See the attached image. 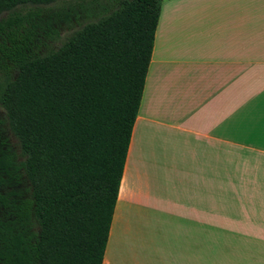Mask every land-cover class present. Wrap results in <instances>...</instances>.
Here are the masks:
<instances>
[{"label": "crops", "instance_id": "crops-1", "mask_svg": "<svg viewBox=\"0 0 264 264\" xmlns=\"http://www.w3.org/2000/svg\"><path fill=\"white\" fill-rule=\"evenodd\" d=\"M103 264H264V0H162Z\"/></svg>", "mask_w": 264, "mask_h": 264}, {"label": "trees", "instance_id": "trees-1", "mask_svg": "<svg viewBox=\"0 0 264 264\" xmlns=\"http://www.w3.org/2000/svg\"><path fill=\"white\" fill-rule=\"evenodd\" d=\"M59 1L0 0V106L22 157L0 147V186L29 184L0 193V264H103L151 62L162 0H117L42 54Z\"/></svg>", "mask_w": 264, "mask_h": 264}, {"label": "rangeland", "instance_id": "rangeland-1", "mask_svg": "<svg viewBox=\"0 0 264 264\" xmlns=\"http://www.w3.org/2000/svg\"><path fill=\"white\" fill-rule=\"evenodd\" d=\"M117 0H61L43 8L42 21L44 26L53 23L60 31V37L54 40H45L47 46L40 47V53L44 54L58 48L68 37L81 29L89 22H93L105 15L115 7ZM6 16V15H5ZM0 118L4 119L3 129L10 139L16 157L22 160L21 148L18 139L13 135L7 123L5 110L0 106ZM29 188L27 182L18 186H0V193L6 194L12 190H26ZM25 191L24 197H29Z\"/></svg>", "mask_w": 264, "mask_h": 264}, {"label": "flooded vegetation", "instance_id": "flooded-vegetation-1", "mask_svg": "<svg viewBox=\"0 0 264 264\" xmlns=\"http://www.w3.org/2000/svg\"><path fill=\"white\" fill-rule=\"evenodd\" d=\"M4 119H1L0 118V147H2L3 149H7V148H10L13 151V148H12V144L10 142V139L8 138V136L5 134V131L3 129V125L5 124L4 123ZM5 139H8V140H5Z\"/></svg>", "mask_w": 264, "mask_h": 264}]
</instances>
